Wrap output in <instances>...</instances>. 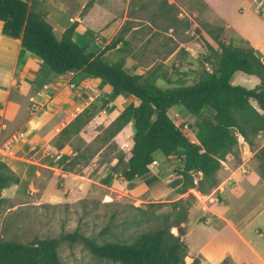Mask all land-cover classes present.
<instances>
[{
    "label": "rangeland",
    "instance_id": "rangeland-1",
    "mask_svg": "<svg viewBox=\"0 0 264 264\" xmlns=\"http://www.w3.org/2000/svg\"><path fill=\"white\" fill-rule=\"evenodd\" d=\"M62 4L65 10L50 8L47 18L45 6L39 3L37 8L55 28L53 32L57 38L61 34L59 26L78 23L75 41L98 53L121 35L128 41L130 49L124 60L125 70L129 74L153 78L160 88L191 85L204 71H213L215 58L208 45L214 49L219 42L246 46L245 40L220 23H209L207 8L199 0H63ZM95 5L96 12H102L93 11L84 18ZM109 12L111 15L105 16ZM121 47L118 45L105 52L108 62L123 56ZM49 77L59 76L43 65L38 80L41 95H53ZM83 77L71 72L60 83L63 95L59 96L68 98L61 100L58 107H54L48 96L45 102L39 103L36 96L40 95H36L32 96L36 107L32 110L27 91L12 95L6 109L9 128H18L30 114L44 116L45 122L60 114L61 129L52 130L38 140L26 136L22 141L11 143L8 150L0 154V160L19 177L18 184L2 192L5 202L0 208V237L32 242L58 238L77 230L97 244L126 242L136 232L155 226L162 215H170L169 221H172L174 210L169 203L181 199L184 205L191 203L186 222L182 224V239L189 259L198 260V264H213L218 260L216 264L255 262L245 247L247 241L264 260V185L260 186L253 176L244 179L241 174L236 175L234 188L228 194L235 207L234 220L219 222L215 227L210 225L222 214L221 199L216 195L206 198L215 189L207 194L190 190L194 198L186 200V194L179 195L173 188L167 194L164 188H171L170 183L181 168L178 152L168 160L164 181L153 188L157 191L156 196L150 190L135 193L127 189L121 173L115 172L114 166L119 159L126 160L130 155L131 123L114 137H110L108 129L127 104L137 105L138 101L128 95L113 96L103 84L96 87L97 97L90 101L89 96L96 93L91 94L89 85L82 84ZM251 81L259 83L255 76L242 73H236L232 79L233 83L246 88L254 87ZM86 108L94 110L89 121L80 125L77 131L73 126L66 134H60ZM169 115L191 141L197 142L199 124L211 113L203 111L191 115L177 105ZM20 131H9L4 139H0V147ZM46 143L60 151V160L53 161L47 155L43 149ZM257 148V142L255 148H250L238 140L221 168L225 163L232 170L244 166L247 172L245 166L248 164L251 172L264 182V155L257 154ZM62 157L65 158L61 161ZM153 158L158 163L156 170L167 166L161 154L156 153ZM221 178L217 176L219 183ZM149 203L168 204L154 216L142 215ZM170 232L178 234L176 228H171ZM58 256L61 264H120L95 256L80 243L61 244Z\"/></svg>",
    "mask_w": 264,
    "mask_h": 264
},
{
    "label": "trees",
    "instance_id": "trees-1",
    "mask_svg": "<svg viewBox=\"0 0 264 264\" xmlns=\"http://www.w3.org/2000/svg\"><path fill=\"white\" fill-rule=\"evenodd\" d=\"M0 22L3 35L18 39L21 48L39 58L52 73L75 72L99 79L113 96L128 95L138 101L137 105L127 104L108 129L110 137H114L129 123L133 126L130 155L126 160L119 159L114 166L129 190L150 174L148 166L155 160L156 153L167 158L180 151L181 168L170 187L179 195L186 194V200L194 198L190 190L210 193L218 186L217 172L232 154L238 139L242 138L250 148H255L257 137L264 136V63L247 43L240 47L219 42L217 49L208 45L215 58L213 71H204L191 85L160 88L153 78L129 74L125 70L124 60L130 49L121 35L104 50L89 51L74 39L78 23L66 28L57 38L45 16L24 0H0ZM118 45L122 46L123 56L108 62L105 52ZM236 73L255 76L259 83L253 88L237 85L232 82ZM177 105L191 115L203 111L211 113L199 124L197 142H192L170 117L169 111ZM93 113L94 110L86 108L60 134H66L73 126L77 131ZM257 154L264 155V147ZM18 182V175L0 160V208L5 202L2 192ZM166 204L149 203L141 214L154 216ZM169 204L174 210L172 221H169L170 215H162L155 226L136 232L126 242L97 244L77 230L58 238L32 242L0 237V264H61L59 246L77 243L97 257L120 264H198V260L189 259L182 239V224L186 222L191 203L184 205L179 199ZM171 228H176L178 234L173 235Z\"/></svg>",
    "mask_w": 264,
    "mask_h": 264
},
{
    "label": "crops",
    "instance_id": "crops-1",
    "mask_svg": "<svg viewBox=\"0 0 264 264\" xmlns=\"http://www.w3.org/2000/svg\"><path fill=\"white\" fill-rule=\"evenodd\" d=\"M27 1L29 4H32L35 11L39 7V3H42L45 6V12H47V17H49L48 11L50 8H55L58 10H65V5L62 4L63 0H24ZM120 0H117L119 2ZM204 6L207 8L206 18L209 23L211 24H221L226 30H231L236 35H238L241 39L245 40L248 46L252 47L255 50L257 57L264 63V20L259 16L257 11L254 9L253 1L252 0H199ZM122 4V3H121ZM96 5L93 8H90L88 14L84 16L87 18L93 11L96 12L95 9ZM245 7V10L243 8ZM95 9V10H94ZM39 11V10H37ZM102 12V11H101ZM100 11L96 13L100 14ZM95 13V14H96ZM110 13V12H109ZM94 14V13H93ZM105 15V14H104ZM107 14L105 16H109ZM116 16L115 14H113ZM100 16V15H98ZM243 20V22H242ZM2 23L0 22V139H4L9 131L11 130H18L23 132L25 136L29 139H40L48 134L52 130L59 131L61 128L59 127L61 121V115L58 114L56 117L48 120L45 122L43 119L44 116L38 115H31L27 117L25 120L22 121L18 128H13L12 126L9 128L8 123L6 122V109L9 105L10 99L12 95L17 96L19 93L27 91L28 95V102L29 98L32 96L38 100L39 103L45 102L47 96L51 99L54 107H58L61 100H67L68 97L62 98L59 95H63L61 92V82L66 79V76L70 73L58 75L57 78L49 77V82L51 83L52 90L51 93L53 95H48L44 93L41 95V90L38 84V80L40 78V74L43 68L41 60L34 56L33 54L28 53L23 48H21L20 41L15 38H11L5 36L1 33ZM53 30L55 29L52 27ZM60 33L62 34L67 26H59ZM60 34V36H61ZM76 34V30H75ZM74 34V37H75ZM59 36V38H60ZM82 75V74H80ZM82 84L89 85L88 88L91 89V94L96 93L95 96H89L90 101H93L94 98L97 97L98 91L96 87L102 86V83L99 79L87 77L83 75ZM250 84H254L256 86L258 83L256 81H251ZM253 88V87H252ZM92 89L95 90L92 91ZM88 93V92H87ZM43 94V92H42ZM34 99V98H33ZM62 127L64 126L61 124ZM131 129V134H133V126L129 124ZM24 131H23V130ZM57 133V132H56ZM55 133V134H56ZM54 134V135H55ZM241 140L246 146L247 143L243 141L242 138L238 139ZM258 148L256 151L260 150L264 147V136L259 135L256 139ZM249 147V146H248ZM257 153V152H256ZM179 155H182V152H178ZM173 156V154L166 159L167 166L161 169L156 170L155 166L158 164L156 161V165L154 166V170L150 172V174L142 179L139 180L137 186L132 189L131 191L135 193H139L143 190H150L153 196H156V190H153L157 184L164 181V174L168 171V160ZM227 158V157H226ZM181 166V165H180ZM247 169L246 174L242 175L239 173V169L232 170L227 164L224 163V167L221 168L217 172V176H221L222 180L215 188L213 193L208 194L206 198L210 197H218L221 199V209L222 214L214 221L213 227H215L219 222H228L234 220L235 207L229 201L228 194L233 190V181L236 178V175L242 176L244 179H248L251 176L255 177L256 181L259 182L260 186L264 185V182L257 178L256 175L251 172L249 169L248 164L245 166ZM250 170V171H249ZM167 190V194H170L172 188L165 186ZM198 195V194H197ZM216 195V196H215ZM199 196V195H198ZM217 199V198H216ZM261 232V230L259 231ZM260 235V234H259ZM245 247L250 250L252 253L255 262L245 261L240 264H260L264 260L262 259L261 255L256 251L253 250L249 243L245 241ZM218 261H215L213 264H216Z\"/></svg>",
    "mask_w": 264,
    "mask_h": 264
},
{
    "label": "built area",
    "instance_id": "built-area-1",
    "mask_svg": "<svg viewBox=\"0 0 264 264\" xmlns=\"http://www.w3.org/2000/svg\"><path fill=\"white\" fill-rule=\"evenodd\" d=\"M253 1V5H254V9L257 11V13L259 14V16L264 20V0H252ZM44 88L46 89L47 87L44 86ZM92 91L95 92L94 89H92ZM30 102L31 104V108L32 110H35V104H34V99L30 98ZM26 138L25 134L23 132H17L13 135H11V137L9 139H7L4 144L0 147V154L4 153L8 150L9 145H11V143H15V142H19L22 141ZM193 142V141H192ZM43 149L46 151L47 155L50 156L53 161H58L61 158V153L60 151H57L53 145H51L50 143H46L43 147ZM156 165V161L153 160L151 162V164L148 166L149 171L152 172L154 169V166ZM239 172L244 175L246 174V170L244 169V166H240Z\"/></svg>",
    "mask_w": 264,
    "mask_h": 264
}]
</instances>
